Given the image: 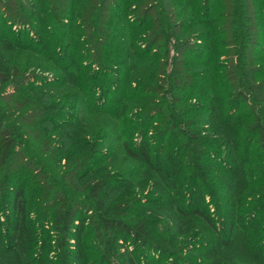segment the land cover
Masks as SVG:
<instances>
[{
  "label": "trees",
  "instance_id": "obj_1",
  "mask_svg": "<svg viewBox=\"0 0 264 264\" xmlns=\"http://www.w3.org/2000/svg\"><path fill=\"white\" fill-rule=\"evenodd\" d=\"M30 1L18 0L14 11L9 0H0L2 23L37 33L22 38L16 30L0 31V101L14 106L5 111L0 104V242L13 247L23 264H47L57 248L62 259L66 254L87 264L80 237L93 215L103 249L127 247L116 264H264V0H171L170 9L159 0L139 21L128 9L132 0H120L114 6L120 17L107 27L114 31L121 19L144 34L127 54L123 44L114 51L101 36H81L78 27L68 34L65 20L77 15L76 0H55L61 6L53 12L52 0H35L36 9ZM220 9L228 11L229 25L221 34L215 23ZM194 27L215 32L185 38L204 43L183 52L197 72L180 81L181 98L171 95V118H164L154 146L147 136L163 114L157 103L137 101L157 97L159 90L130 92L116 70L134 59L149 65L153 78L162 60L167 77L170 58L152 55L154 45L176 42ZM79 42L87 48H77ZM175 42L174 53L182 47ZM225 54L231 57L227 73L218 64ZM196 99L203 102L197 108ZM179 104L181 118L174 114ZM85 117L114 122L115 131L82 135V127L73 125ZM177 117L193 128L181 130ZM109 139L115 145L108 148ZM118 155L137 167L117 168ZM105 167L111 169L108 183L100 171ZM133 177L147 182L143 200L137 195L143 189L132 185L117 204L106 206L103 191H122ZM81 178H90L82 200L60 188L62 180L69 187ZM238 241L243 250L232 253ZM97 264L114 262L105 254Z\"/></svg>",
  "mask_w": 264,
  "mask_h": 264
},
{
  "label": "rangeland",
  "instance_id": "obj_2",
  "mask_svg": "<svg viewBox=\"0 0 264 264\" xmlns=\"http://www.w3.org/2000/svg\"><path fill=\"white\" fill-rule=\"evenodd\" d=\"M69 2V0H66ZM77 3L79 4V11L77 13V15H74L73 17H69L65 20V24L67 22L66 25V31L68 32V34L71 33V31L74 29H76L77 27L78 32L80 33L81 36L84 37H88L91 35H97V36H101V38H103V40L109 44L112 48V50L117 51V49L119 48V46H117L116 44H123L125 46V50L122 51L124 54L128 53V49L130 48V46L132 44H137L138 42H141L142 36L144 35L143 33H138V31H136L133 27L127 25L125 20H121L119 19V23L116 25L115 30L113 31L112 29H110L109 27H107L109 25V21L114 20L116 21V17H120V15H117L115 10H114V6L118 7L119 5H121L119 3L120 0H107L104 4L103 1L101 2L100 0H76ZM156 2L159 0H132V2H130L128 4V9L134 12L133 17L136 18L138 20V16H141L142 13L146 10H148L151 7V4H153L152 2ZM10 4H12L11 7H13V9H15L14 11H16L18 6H21V3L18 2V0H9ZM8 2V3H9ZM164 3V7H166L167 9L171 7V0H163ZM39 5L35 0L34 1H30L29 2V7L30 8H34V5ZM105 5L107 6L105 8ZM40 6V5H39ZM60 3L58 4L57 1L52 0V2L50 3V8L53 10H56L60 7ZM27 12V10H26ZM80 12H82L80 14ZM219 13V19L218 21H216V26H217V31L219 34L223 33L224 28H227V16H228V11L226 10H217L215 14ZM153 17V16H152ZM150 17V18H152ZM156 18V17H153ZM102 20V22H100ZM105 21V23H103ZM139 21V20H138ZM175 23H179V25L187 23L188 21H186V19L184 20H180V18H176ZM12 24V23H11ZM6 25L4 23H2V21H0V31L8 34H13V32L16 30V33L18 34V36H22V38H25L27 36H30V34L32 36H36V30H21L19 28H13L12 25ZM229 26V25H228ZM203 29V30H202ZM157 30H159L158 27H154L152 29H150V31L152 33H156ZM99 31V32H98ZM204 31L205 34H211L213 32H215L214 28L212 29H204V28H199V27H194L189 29L188 31H186L185 35L179 37L176 42L182 46V47H178L177 48V52H173L171 50V46L172 44H174V41H170L169 43V39L167 38V40L165 39L164 41H160L159 43H156L154 46V50L152 51V55L157 54L162 56L163 54H167L170 58V64L172 66V72H170V74L165 77L163 75V68H165V63L162 60H157L159 67H160V72L156 73L154 75V77H149L148 73L150 72V66L149 65H143L138 63L136 60L131 59L128 63L124 64V65H120L118 68V70H116V76L119 75V78L125 83L126 88L128 87V90L131 91H135V92H149V91H155V90H159V95L157 97H149V96H143L141 98L138 99L137 102L139 103H146V101L149 102H155L159 105L158 110H159V114H163V117H160L159 115H157L154 119L155 123L151 126V128L149 129V134L147 136V139L149 141H151L150 143L155 142V145H158L157 139H155V134L158 133L163 126L165 125V119L166 117L171 118L170 116V108L167 105V103L169 102L171 95L174 94L175 96H178V98H181L182 95L180 93V91L183 89L181 86H178L179 84H181L182 79L188 74V73H195L197 72V68L194 66H190L188 67L186 64L187 63H194L192 60L188 59L186 55H183L185 53V50L187 49V47L192 48L194 51L195 50H200L201 48L198 47L199 46H203L202 44H200L197 41H193L190 44L185 41V38L191 37L193 35H196V32H201ZM212 31V32H211ZM30 32V34H29ZM218 34V39L220 41H223L225 43H227L226 39H222L220 38ZM147 34H145L146 36ZM67 37L69 35H66ZM199 37H193V39H198ZM69 40V38H67ZM175 42V43H176ZM145 43L147 42H143L141 43V46L144 47V49H146V45ZM223 44V43H222ZM77 48L79 49H84L87 48L86 45H84L83 43L79 42L77 44ZM143 50V49H142ZM154 52V53H153ZM158 56V57H160ZM254 56L258 57V58H263L261 57V55L255 54ZM230 55L225 54L224 57H222L218 62L219 66L221 69H223L224 73H227L229 71V69L231 68V63L229 62L230 60ZM51 77H54L55 75L53 74L50 75ZM227 76V75H226ZM171 80V83H166L164 81L166 80ZM181 81V82H180ZM225 82H229V81H225ZM35 89V87H34ZM34 89H31L30 91H33ZM231 92V91H228ZM0 104L4 106L3 110L6 111V109L8 110H13L14 106L11 102L8 101H0ZM192 104L197 108V106H200L203 104V102L198 101L196 99V101H192ZM33 106V104H31L30 106H26L25 108L31 107ZM183 105L179 104L174 105V114L176 116V114L178 115V117L181 118V114H180V109L182 108ZM142 112V111H141ZM132 114L133 116L138 117L140 115V110L139 109H132ZM129 115V114H127ZM162 116V115H161ZM178 117H177V126H181L182 121H178ZM208 120V119H207ZM209 120L211 122H209ZM207 122H209V124L213 125L214 122L213 120L210 118ZM191 121V120H189ZM192 123H197L196 121H191ZM202 123H200L201 125L203 123H207L205 121H201ZM114 122L108 121L106 122L105 120H98V119H90V118H83L80 121L77 120L75 122V124L73 125V127H75L77 124L79 126H81L82 128L80 129L82 132V135L85 134H100L103 132H112L115 131L113 124ZM110 125L108 127H105L106 125ZM77 125V127L79 128V126ZM183 126V127H182ZM180 127L181 130H185V129H190L193 128V126H186L182 125ZM183 128V129H182ZM211 130L213 131H219L220 128L219 127H213ZM115 145V143L113 142L112 139H109V141H107V146L109 147H113ZM153 145V144H151ZM104 145V147H107ZM153 146V148H154ZM78 146L77 144H75V146L73 147V150L71 151L72 154L75 153V151H77ZM72 158V157H71ZM121 157L118 155L117 159L115 160L116 162V167L117 168H121L124 169V172H128L132 169H135L137 167V163L131 162V161H118ZM114 162V163H115ZM101 173L104 174V177L106 179V183H108L109 180V174L111 173V169L110 168H104L102 170ZM33 175V174H32ZM88 181V182H87ZM85 182V183H84ZM89 182H90V178L86 179V178H81V179H75L73 180V184L70 185L68 187L67 185V181L62 180V182L59 184L61 189H64L66 191H68L71 196L73 198H76V200H82L83 197H85V195L87 194L88 191V186H89ZM84 183V184H83ZM126 187L121 191V190H117L115 187H109L107 189H105L103 191V200H104V204L107 205H112V204H117V197L120 193L125 194V192L133 185V187H136L137 185H139V188H142V192L138 193L137 195H139V197H142V200L144 198V196L147 194V192H144V188L145 186H147V182L145 180L143 181H136L135 177L131 178V179H127L126 181ZM114 204V205H115ZM80 208V207H79ZM92 217V218H91ZM87 227L85 229V231L83 232V234H81V242L83 245V249L85 252V256L87 264H97L99 262V260L105 255L107 254L109 256V260L113 261L114 264H116V260H118L117 256L118 254H123L125 252V248L126 245L123 244L121 245V243H119L117 246H114L113 249H103L104 243H103V233H102V229H101V225L97 222V219H95V217L93 215H89V219H87L86 221ZM52 236V235H51ZM52 242V238L49 239ZM232 253L235 254H240L242 252V246L240 244V241H238L235 245V247L233 249H229ZM40 251V249H38V252ZM61 251L63 252V250L61 249ZM105 251V253H104ZM61 254V253H60ZM58 253V248L56 249V251H54L52 254L49 255V257L51 258V260H47L46 263L47 264H75V258H69L66 256H63V259ZM187 257H194V260H196V258L198 259L199 257L195 254H186ZM198 263V262H196ZM0 264H23L21 263V261H19V255L16 252V250L11 247L8 246V244H3V242H0Z\"/></svg>",
  "mask_w": 264,
  "mask_h": 264
}]
</instances>
